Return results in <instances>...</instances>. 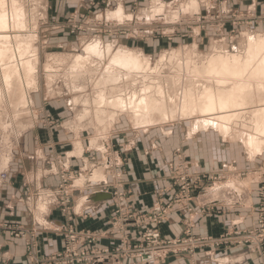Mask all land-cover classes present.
<instances>
[{
    "label": "rangeland",
    "instance_id": "rangeland-1",
    "mask_svg": "<svg viewBox=\"0 0 264 264\" xmlns=\"http://www.w3.org/2000/svg\"><path fill=\"white\" fill-rule=\"evenodd\" d=\"M12 1L13 0H5V2L7 3L5 6L0 3V8H2V10H0V14L1 12H9V15H13L16 14V9H22L24 13L26 12L25 17L28 16V19L26 18V22L29 25V28L28 25H26L25 32H23V29L21 31L18 30L19 32L17 31V29L15 30V33H22L23 36L19 37L18 39L13 37L14 39L9 46L10 51H12L13 53L8 52V54H10L9 56H14L16 54L19 56L21 54L25 61H27L26 58L28 57V59L33 60L35 64L37 63V70L35 71V73H31L35 74L36 78L40 75L39 81L41 85L37 87V90L36 87H33V90L29 92L32 104H24L23 107L24 101L22 98H20L19 94V80L16 82V85L13 84L12 88H15V90L12 89V93H10L11 95L9 96L10 98H7V100H3V88L1 87L2 83L0 84V182L5 181L9 175V170H7L8 166L2 164L3 162L1 161V157L3 155H9L12 152V148L13 150L17 148V146L21 143L23 137L27 136V134H29L31 130H37L38 128L39 130L54 128L57 125L55 116L58 114L59 108H62L64 110L61 112V114L67 112V116L71 115L74 118L79 116L83 111L81 105L77 107L78 109L76 108L75 110L72 104L73 101H69L72 100L73 97L70 95L69 88L65 86L63 82L65 79L58 77V79L60 78V80L53 83V88L52 86L50 87V85H48L50 79L48 76L45 77V74L42 71L44 70V67L47 65V63L52 62V59H54L55 57H58L59 59L69 58L68 61L70 60L69 62H71V60L74 59L73 56H77L78 58H80V60H86V58L88 59L91 57L92 59L99 61L100 58H94L90 56L89 52L87 51V47L89 45L97 44L98 40L101 41V49L105 54H117L120 51L130 54H140L144 61L148 59L150 60L153 69H155L156 66H160V58L163 54H174L177 55L175 56V59H179V61H177L178 65L174 61V63L167 65L165 69V75L161 76L165 77V79L166 77H168L166 80L167 84L163 85L166 86V88L168 87L166 89L168 93V103H171V99H173V102H175V105L171 107V109L176 113L175 122L161 125V122H159L161 119H158L160 118V116L156 115L154 118L159 124L156 127L149 128L151 130L156 129L158 131L157 134L162 133L161 131H164L165 133L169 132V135H171L170 137H172V139L170 140L173 143V148L175 150L174 165L171 169L170 175L172 180V187L176 190L174 199L170 200L167 204H163L162 201L156 200L152 203L151 208L146 212H138L135 209L132 210L129 208L121 207L120 205L115 206L113 218L114 223L118 221L117 213L120 214V211H123L122 213H125L126 217L123 220L122 227L127 229L126 239H128V237L129 239L126 241L121 240V244L114 250L105 247L101 248L96 246L94 234L85 236L75 233L76 231H69L70 227H72L73 224V220L71 219V216L69 214L73 204L72 184L69 177L65 173H60L61 184L59 186L58 192L60 194L59 198L61 199L59 200V206L61 207V211L67 217V224L65 225L66 229H63V249L58 254L51 255L47 258L34 256L30 258V254L35 253L36 251L34 248H30L28 250L29 256L27 264H103L110 259H116V257L120 258L121 260L133 261L136 264H143L140 259V250L146 248L148 245V243L145 242V240H147L145 238L147 233L145 234V232L148 230H152L153 232L158 231L160 237L163 240L181 238L194 240V244H199V241L202 240L201 238H210L214 241L215 245L206 244L198 246L195 248L197 250H195L193 254H185L186 256H195V254H197L198 252L214 251L216 249L227 246L240 248L245 246L264 244V206L258 210L259 220L258 225L255 229L248 231H230L216 238L211 236H197L192 234L190 231H188L189 233L187 232L190 236H186L187 233H185L184 236L178 238H164L162 237L158 229V227L160 226L159 224H162L164 220L160 221V223L156 225L149 224L148 219H146L148 217V214L153 211L154 207L158 203H160V205L164 209H171L172 211L170 213L174 212L175 210L178 212H184L186 210L192 211V202H194L198 195L203 192L205 188H207V185L214 184L219 181L234 180L238 178L252 179L260 185V194L264 196V150L262 151L261 155H258L254 158L251 156V154H249L250 152L248 151V149H246L247 147L245 145V141L247 140V138L250 135H255L256 133V127L253 123V116L251 114L246 116L244 115L245 119L242 120L241 118L239 122L235 124V129H233V132L231 133L232 137H229L228 139H224L220 132L210 130L209 133H206L207 135H204V139L193 140L195 144L197 143V141L206 143V145H204L203 147L212 148L213 151H225L226 156L224 160L231 158L233 160L235 159L236 162H243L244 167H241L240 170H236L234 172L232 171L229 174H215L209 173L204 170H196L195 168H193L192 162L186 154V151L190 149V144L192 142V140L190 141V139L187 140V135L190 132L193 121L187 119L183 120L185 118L178 115L180 114L179 107L183 100L181 94L183 93L184 89L188 87V85L190 88L193 82L188 83L189 81L186 82L174 80V76L177 75L176 73L182 72L178 67L182 61H192L194 63H198L200 67H203V64H206L208 57L216 54V51L218 50L221 51V49H225L223 50L224 52L222 54H237L239 51L243 52L247 40L249 39L248 35H251L255 39L264 40V9L263 12L261 9L251 12L250 10H248L247 6H241L237 8H235L234 6L230 8V11L228 13H225L218 11L215 7V11L212 10V12H208L204 9L200 13L195 14L193 16L194 19H192V16L188 12V8L191 7L190 0H156L157 3L154 4H151L152 0H130V5L132 6H130L127 15H134L133 12H138L139 14L137 15H140V18L136 15L134 23L132 21L128 22L125 28H121L115 27V25L118 26V24L116 22H112V20H109L107 18V13L109 14L110 12L115 11L116 7L110 3L104 2V0H98L91 4L88 3L85 7H82L80 9L76 8L77 11L75 10L74 12H70L61 18L57 16L56 9L54 8L56 7V0ZM198 1L201 3V5L202 3H204V0ZM206 1L207 3H209V0ZM220 1L221 0H211L213 8L214 4L217 5L220 3ZM72 4L79 6V1L78 3H76V1L73 0ZM158 5H164L166 7L165 11L166 15H168L167 19L169 20L167 24L169 25L156 24V22L148 21V14L152 13ZM50 6L53 12L50 11ZM136 6L140 9V11L143 12H139V10L136 9ZM164 15L165 13H163V16ZM139 19L143 20L139 21ZM17 43H19L20 46H18L19 44ZM108 47H112L111 53H109L107 49ZM17 48L18 50H16ZM25 50L27 52H25ZM24 54L26 55L24 56ZM38 58H40L41 60L39 59L38 61ZM17 61L19 62L18 64L23 63V60L18 57L11 58L9 60V65L15 66L17 65ZM69 62L64 65L66 74V69H68L69 67ZM93 64L94 63H89L87 67L91 69L92 66H99V64L97 63H95L96 65ZM101 65L103 66V68H107L108 62L106 61L105 66L104 64ZM90 75V79L95 75L91 79V82H89L90 85H93L89 87L88 90H85L87 91V95H81L83 101L85 100V98L86 100L90 99L91 101L92 98L97 99L99 96L98 92L100 88H96L95 83H97V79L101 78V75H98L94 72L90 73ZM133 75L135 78L131 77V79L134 78V80H137L138 78L136 77L139 76L136 74ZM64 77H66V75H64ZM32 84H36V81H33ZM208 84H210L208 83V80L201 79L199 83H196V86L198 85L197 87L202 89V87H205ZM132 85H135V83H132ZM86 86H88V84ZM114 88L118 87H115L114 85L110 87V93L112 95L120 92L113 91V93L111 90H113ZM140 89L143 90L144 88L141 86ZM79 96L80 95H77V97ZM4 101H8L9 104L8 102L4 104ZM18 103H20L19 106L17 105ZM24 103L27 104V102ZM56 104L61 105V107ZM105 120L106 118L101 122H93V124L96 123V125L98 126L105 125V127H107L106 125L108 124H106L107 122ZM121 120L122 121L118 120L120 121L119 125L117 122H112V124L108 126V129L106 130L109 135L112 133V129L114 130V127L117 130V126L121 127L123 131L126 132H133V128L137 126L132 123L129 118H127V115H124ZM154 124L157 123L154 122ZM141 130L142 129H140V131ZM117 131H120V129H118ZM160 135L163 136L166 134ZM115 141L116 140H114V143ZM161 141L163 142L164 139H158V142ZM114 146L115 144L109 142L108 147H106L105 145L103 154L110 174L114 194V202L117 201L121 203L123 201H126L127 199L126 193L123 192V168L125 166V158L124 154H122L121 151L118 150L122 146L120 147L119 145H117L119 146V148ZM246 160H249L253 163V168H250L249 165H244V163L249 162H247ZM3 169H5L4 173ZM6 170L7 172L5 173ZM0 230L9 231L10 235L15 238L23 237L25 235V230L23 229L22 225L18 226L17 224H0ZM131 230L136 233V235L130 233ZM73 233H75V235H78L76 236L78 244L73 243L70 240ZM247 233L253 236L248 241V243L237 244L234 243L233 239L230 238V236L237 237L238 235H246ZM128 246L134 247L132 249V252L130 251V248L126 253V249ZM70 248H75L71 249L74 250L73 253H71ZM32 250L34 252H32ZM82 251L86 252L84 253ZM107 251L110 252L113 256L108 260L104 259L102 261H99L84 259V262L73 263V258L71 263L67 262L68 257H70L71 255L76 257L85 254L90 256L92 255L95 256L94 258H97V256H103L107 254ZM122 251L123 254L118 256L117 252ZM175 253L177 252L174 251V253H167L161 256L159 264H164L168 257L180 256L179 254Z\"/></svg>",
    "mask_w": 264,
    "mask_h": 264
},
{
    "label": "crops",
    "instance_id": "crops-1",
    "mask_svg": "<svg viewBox=\"0 0 264 264\" xmlns=\"http://www.w3.org/2000/svg\"><path fill=\"white\" fill-rule=\"evenodd\" d=\"M75 1H79V6L72 4L73 0H56L54 8L57 16L64 17L76 8L80 9L98 0ZM157 1L152 0L151 4ZM190 1L188 12L192 19L204 9L208 12L215 11V7L225 13L234 6H247L251 12L259 9L263 12L264 9V0H221L219 4H214V8L211 0L209 3L204 0L202 5L198 0ZM104 2L116 7L115 11L106 16L119 24L118 27L125 28L131 21L134 23L139 14L133 12L134 15H127L132 6L130 0ZM193 6L198 9L193 11ZM49 8L52 11L51 6ZM165 8L164 5H158L148 14V21L165 20L163 25H169ZM136 9L143 12L137 6ZM119 14L123 15L125 21L117 17ZM137 16L140 18V15ZM141 20L143 19H139ZM62 111L64 110L59 108L54 128L31 130L17 148H12L9 155L1 157L2 164L8 160L9 175L5 181L0 182V224L22 225L25 235L15 238L9 231L0 230V264H27L30 248L36 250L30 254V258H47L63 249V229H66L67 217L59 206L60 173H65L72 184L73 204L69 214L73 224L69 231L85 236L94 234L96 246L101 248L114 250L121 244V240L129 239H126L127 229L122 227L126 217L123 211L117 213L118 221L114 223L115 206L146 212L154 201L160 200L167 204L175 197L176 190L172 187L170 175L175 149L169 132L161 131L160 134H166L161 136L156 129L137 128L138 126L133 128V132H126L117 126L120 131L114 127L109 135L106 129L111 124L107 120V127L93 124L90 119L80 123L77 115L74 118L67 116V112L61 114ZM121 118L118 120L122 121ZM209 132L210 130L189 132L187 135V140L192 142L186 154L193 168L209 173L229 174L244 167L243 162H236L235 159L224 160L225 151L216 152L212 148L203 147L206 145L204 142L197 141L195 144L194 139H204V135ZM158 139L164 141L158 142ZM109 142L117 148L122 146L118 150L125 158L123 192L127 199L121 203L114 202L110 174L103 154L105 145L108 147ZM244 165L253 168L251 161ZM259 186L255 180L248 178L207 185L192 202V211L175 210L159 224L158 229L162 237L170 239L182 237L188 231L197 236L216 238L230 231L253 230L258 225V210L264 206V196L260 194ZM130 233L136 235L132 230ZM103 264L136 263L116 257ZM164 264H264V244L240 248L227 246L214 251L198 252L195 256L168 257Z\"/></svg>",
    "mask_w": 264,
    "mask_h": 264
},
{
    "label": "bare ground",
    "instance_id": "bare-ground-1",
    "mask_svg": "<svg viewBox=\"0 0 264 264\" xmlns=\"http://www.w3.org/2000/svg\"><path fill=\"white\" fill-rule=\"evenodd\" d=\"M0 3L4 6L7 4L5 0H1ZM197 9L198 8L195 7L193 11ZM0 10H2V8H0ZM20 10L16 9V14L13 15H9V12H1L0 14V84L2 83L3 100H7V98H10L9 96L11 95L10 93H12V89L15 90V88H12L13 84L16 85V82L19 80L20 93L17 92L20 94V98H22L24 102H27V104L23 102L24 107V104H32L29 92L33 90V87H36L37 90V87H39L41 83L39 81V73L37 78L35 74L31 73H35L37 70V63L36 65L35 62L29 60L28 57L26 58L27 61H25L20 53L19 56L17 54L9 56L10 54H8V52H12L9 46L14 39L13 37L18 39L23 36L22 33H15V30L21 31L23 29V32H25V27L28 25L26 22L28 16L25 17L26 12L24 13L22 9ZM157 12L161 13L159 10ZM117 17L120 18L121 21H125L122 14L117 15ZM156 24L163 25L164 22L163 20H159ZM115 27L118 26L115 25ZM248 36L249 39L247 38L248 40L243 52L239 51L237 54H222L225 49H221V47L219 48L221 51L218 50L216 54L208 57L203 67H200L198 63L192 61L183 62L181 60L185 64L181 62L178 67L183 73L181 71V73H176L177 75L174 76V80L189 81L188 83L193 82L192 86L190 88L189 85L188 87L186 86L187 88H185L181 94L183 100L179 107L180 114H178L185 118L183 120L187 119L193 121L190 129L191 133L215 130L216 132H220L224 139H228L232 137L231 133L233 129H235V124H237L241 118L243 120L246 115L251 114L253 116V123L256 127V133L247 138L245 145L247 147L246 149L250 152L248 153L255 158L261 155L264 150V40L255 39L251 35ZM99 41L100 40L97 41V44L87 47L89 55L94 58H100L99 61L91 57L88 59L86 58V60H80L77 56H73L74 59L69 62V58L59 59L55 57L52 59V62L47 63L42 71L45 77H49L50 81L48 85H50V87L52 86V88L54 82H57L60 78L65 79L63 82L65 86L69 88L70 95L73 97L72 100L69 101H73L72 104L75 110L80 105L83 109L82 113L79 115L80 117L78 116L79 122L83 123L86 119H93L92 121L97 123L106 118L107 122L112 124V122H117L118 118L122 117L124 114L127 115L132 123L138 126L137 128L143 127L147 129L157 126L159 123L156 122L154 118L156 115L160 116L158 119H161L159 121L161 125L175 122L176 113L171 109V107L175 105V102L171 99V103H168V93L166 90L168 87L166 88V86L163 85L167 84L166 80L168 77L165 79V77L161 76L165 75L167 65L179 61V59H175L177 55L163 54L160 58V66H156V68L153 69L150 60L144 61L140 54H130L121 51L117 54H105L101 49L102 43ZM18 46H20V44ZM111 48L112 47L107 48L109 53L112 51ZM16 50H18V48ZM25 52L27 51L25 50ZM25 55L26 54H24V56ZM18 57L23 60V63L18 64L19 62L17 61V65H9V60L11 58ZM39 59L40 58H38V61ZM106 61L108 62V67L103 68L101 64L105 66ZM68 62L69 67L66 69V74L64 65ZM89 63H97L99 66L97 67L96 64V67L91 65V70L87 67ZM93 72L101 75V78L97 79L98 81L95 83L96 88H100L98 92L99 96L97 99L92 98L91 101L90 99L86 100V98L83 101L81 95H87V91L85 90H88L89 87L93 85L89 83L95 76L94 75L91 79L89 78V76L91 77V75H93H90V73ZM133 74L139 76L136 77L138 78L137 80H134L135 77ZM64 75H66V77H64ZM58 77L60 78L58 79ZM131 77L134 78L131 79ZM201 79L208 80L210 84L207 86L204 85L205 87H202V89L198 88L196 83H199ZM33 81H36V84H32ZM132 83H135V85H132ZM87 84L88 86H86ZM112 85L118 88H114L111 91H120V94L117 93L112 95L110 93V87H112ZM140 85L144 88L143 90L140 89ZM77 95H80V98L77 97ZM7 102L4 101L3 103L5 104ZM19 104L20 103L17 105L19 106ZM154 122L157 124H154ZM7 163L8 160H5V166Z\"/></svg>",
    "mask_w": 264,
    "mask_h": 264
},
{
    "label": "built area",
    "instance_id": "built-area-1",
    "mask_svg": "<svg viewBox=\"0 0 264 264\" xmlns=\"http://www.w3.org/2000/svg\"><path fill=\"white\" fill-rule=\"evenodd\" d=\"M171 209H164L160 203L156 204V206L154 207L153 211L148 214V217L146 219H148V223L149 224H158L160 223V221L164 220V218L171 212ZM145 232V231H144ZM147 233V234H146ZM189 233V232H188ZM186 234V236H188L189 234ZM146 236L145 238L147 240H145L146 243H148L147 247L144 249H141V256L140 259L143 262V264H159L160 258L161 256L167 254V253H174V251H176L177 253L175 254H179V255H185V254H193V252L197 249H195L198 246H202V245H215L214 241L210 238L204 239L201 238L202 240L199 241V244H194V240H188V239H172V240H163L158 231L153 232L152 230H148L145 232ZM78 235H75V233L72 234L70 240L73 243L78 244L77 242V237ZM190 236V235H189ZM253 236L249 233H247L246 235H238L237 237H233L230 236L231 239H233L234 243L237 244H243V243H248V241L252 238ZM80 245V244H79ZM131 246V245H130ZM77 247V245H76ZM134 247V246H133ZM133 247H127L126 249V253L129 251L132 252ZM71 249H75V248H70ZM74 250H71V253H73ZM82 252H86V251H82ZM118 256H120L121 254H123L122 252H117ZM135 256V255H132ZM95 256H90V255H85L82 254V256H73L71 255L70 257H68V263H71V261L74 258V262L73 263H80V262H84V259L86 260H99L102 261L104 259H110L112 258V254L110 252L107 251V254L103 255V256H97V258H94Z\"/></svg>",
    "mask_w": 264,
    "mask_h": 264
}]
</instances>
